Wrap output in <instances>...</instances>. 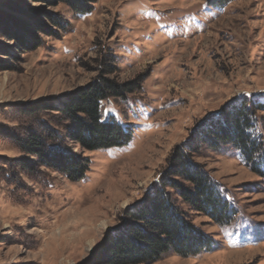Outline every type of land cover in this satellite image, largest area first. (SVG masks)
<instances>
[{
  "label": "rangeland",
  "instance_id": "374dc122",
  "mask_svg": "<svg viewBox=\"0 0 264 264\" xmlns=\"http://www.w3.org/2000/svg\"><path fill=\"white\" fill-rule=\"evenodd\" d=\"M28 11L41 18L52 12L66 24L38 34L41 45L31 50L0 37V264H100L107 233L202 120L243 96L264 103V0L216 7L204 0H95L85 15L61 3L0 0V24L26 22ZM104 69L117 82L141 79L140 90L100 108L102 119L133 127L129 145L86 151L65 137L67 122L57 111L23 110L39 100L61 107ZM46 128L88 160L83 179L20 168L25 155L10 137ZM195 161L236 214L220 226L189 212L213 248L187 257L168 252L148 264H264L263 179L229 145L201 147Z\"/></svg>",
  "mask_w": 264,
  "mask_h": 264
},
{
  "label": "trees",
  "instance_id": "16d2710c",
  "mask_svg": "<svg viewBox=\"0 0 264 264\" xmlns=\"http://www.w3.org/2000/svg\"><path fill=\"white\" fill-rule=\"evenodd\" d=\"M55 6L64 4L76 15L91 12L95 0H34ZM209 6H223L233 0H204ZM13 7V6H12ZM12 9H17L16 7ZM26 22L0 24V37L11 41L18 50H31L41 45L38 34L52 35V29L65 30L58 15L43 12L39 17L28 11ZM9 24V25H7ZM4 55V54H0ZM11 58L10 54H5ZM104 69L96 79L69 94L61 107L39 100L26 112L45 109L57 111L66 120L65 137L81 149L122 148L133 138V127L119 123L113 116L101 117V103L109 98L125 100L141 89V79L117 82L107 77ZM264 103L256 97L243 96L225 105L219 112L202 120L188 140L174 148L168 165L142 198L124 210L122 223L107 233L99 249L100 264H148L173 252L181 257L210 251L214 240L194 225L189 212L201 214L214 224L231 222L236 211L224 197L204 167L195 161L201 147L217 150L229 145L239 152L245 165L264 181ZM51 129H29L10 138L25 155L18 159L25 172L43 166L65 176L70 182L84 178L88 160L66 146L57 144ZM185 205L186 209L181 205Z\"/></svg>",
  "mask_w": 264,
  "mask_h": 264
}]
</instances>
